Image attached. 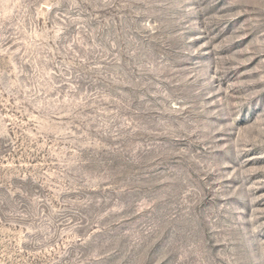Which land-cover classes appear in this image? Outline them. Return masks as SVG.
<instances>
[{
	"label": "rangeland",
	"instance_id": "rangeland-1",
	"mask_svg": "<svg viewBox=\"0 0 264 264\" xmlns=\"http://www.w3.org/2000/svg\"><path fill=\"white\" fill-rule=\"evenodd\" d=\"M0 264H264V0H0Z\"/></svg>",
	"mask_w": 264,
	"mask_h": 264
}]
</instances>
